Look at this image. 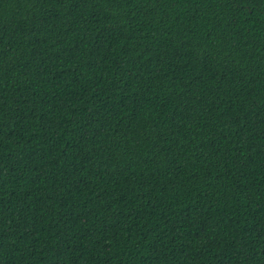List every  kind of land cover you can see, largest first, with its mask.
Returning a JSON list of instances; mask_svg holds the SVG:
<instances>
[{
  "label": "trees",
  "instance_id": "obj_1",
  "mask_svg": "<svg viewBox=\"0 0 264 264\" xmlns=\"http://www.w3.org/2000/svg\"><path fill=\"white\" fill-rule=\"evenodd\" d=\"M0 264H264V0H0Z\"/></svg>",
  "mask_w": 264,
  "mask_h": 264
}]
</instances>
